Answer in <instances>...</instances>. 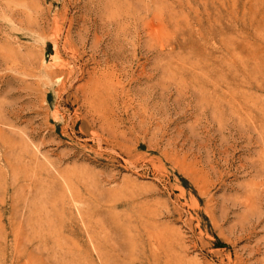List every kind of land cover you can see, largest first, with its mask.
I'll list each match as a JSON object with an SVG mask.
<instances>
[{
  "label": "rangeland",
  "instance_id": "rangeland-1",
  "mask_svg": "<svg viewBox=\"0 0 264 264\" xmlns=\"http://www.w3.org/2000/svg\"><path fill=\"white\" fill-rule=\"evenodd\" d=\"M0 264H264V0H0Z\"/></svg>",
  "mask_w": 264,
  "mask_h": 264
},
{
  "label": "bare ground",
  "instance_id": "bare-ground-1",
  "mask_svg": "<svg viewBox=\"0 0 264 264\" xmlns=\"http://www.w3.org/2000/svg\"><path fill=\"white\" fill-rule=\"evenodd\" d=\"M110 79V78H109ZM104 90V89H103Z\"/></svg>",
  "mask_w": 264,
  "mask_h": 264
}]
</instances>
